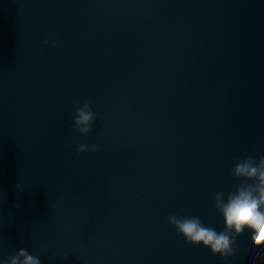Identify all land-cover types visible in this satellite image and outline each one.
<instances>
[{
    "label": "water",
    "instance_id": "1",
    "mask_svg": "<svg viewBox=\"0 0 264 264\" xmlns=\"http://www.w3.org/2000/svg\"><path fill=\"white\" fill-rule=\"evenodd\" d=\"M247 155L264 156V0H0V258L225 264L165 218L221 231L213 195ZM236 248L228 264H256L264 244Z\"/></svg>",
    "mask_w": 264,
    "mask_h": 264
},
{
    "label": "clouds",
    "instance_id": "2",
    "mask_svg": "<svg viewBox=\"0 0 264 264\" xmlns=\"http://www.w3.org/2000/svg\"><path fill=\"white\" fill-rule=\"evenodd\" d=\"M56 47V38L50 37L41 42V46ZM70 128L72 132L83 137L93 130V123L97 114L90 107L87 99L82 100L79 107L71 113ZM64 149L71 151V145L65 144ZM76 153H96L100 146L79 144ZM230 176L237 181L234 191L225 194L217 191L212 198L215 213L223 220V228L217 231L212 226H206L196 215L179 216L175 213L165 218V223L191 246L208 249L212 257L219 258L228 264L237 251V237L250 233L253 246L264 244V156L253 157L247 155L237 159L230 169ZM17 194L24 190L21 184L17 186ZM14 207H19L18 204ZM0 264H41L38 255L20 248L14 254L0 258Z\"/></svg>",
    "mask_w": 264,
    "mask_h": 264
},
{
    "label": "rangeland",
    "instance_id": "3",
    "mask_svg": "<svg viewBox=\"0 0 264 264\" xmlns=\"http://www.w3.org/2000/svg\"><path fill=\"white\" fill-rule=\"evenodd\" d=\"M264 264V251L261 253L260 257L258 258L256 264Z\"/></svg>",
    "mask_w": 264,
    "mask_h": 264
},
{
    "label": "trees",
    "instance_id": "4",
    "mask_svg": "<svg viewBox=\"0 0 264 264\" xmlns=\"http://www.w3.org/2000/svg\"><path fill=\"white\" fill-rule=\"evenodd\" d=\"M259 264V263H258Z\"/></svg>",
    "mask_w": 264,
    "mask_h": 264
}]
</instances>
